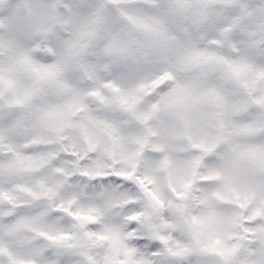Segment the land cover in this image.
I'll return each instance as SVG.
<instances>
[{
	"label": "snow or ice",
	"instance_id": "6c2138e0",
	"mask_svg": "<svg viewBox=\"0 0 264 264\" xmlns=\"http://www.w3.org/2000/svg\"><path fill=\"white\" fill-rule=\"evenodd\" d=\"M198 2L197 14L189 11L192 0H0V264H264V50L245 35L249 0H223L232 12L238 4L239 14L219 38L210 29V46H200L206 33L193 29L207 19L211 0ZM224 44L228 55L216 47ZM86 98L107 113L92 112ZM194 111L195 138L188 130ZM118 113L147 127L126 153L132 170L77 171L138 186L150 211L122 221L118 206L138 197L103 186L77 185L61 195L76 180L62 167L54 169L63 174L56 187L21 181L54 163L60 150L49 145L68 154L63 141L82 134L95 149L100 141L89 138L86 121L118 142L119 124L109 118ZM175 118L198 154L179 186L169 172L175 199L165 201L156 176L136 174L135 166L149 134H175ZM153 119L158 129L146 123ZM169 163L165 152L154 166L167 170ZM165 206L174 212L160 217L162 231L151 217ZM60 214L66 226H38Z\"/></svg>",
	"mask_w": 264,
	"mask_h": 264
},
{
	"label": "clouds",
	"instance_id": "9594fccd",
	"mask_svg": "<svg viewBox=\"0 0 264 264\" xmlns=\"http://www.w3.org/2000/svg\"><path fill=\"white\" fill-rule=\"evenodd\" d=\"M249 6L251 11L249 15L243 18V23L247 27L245 33L246 38L255 41L254 48L264 50V0H249ZM201 5L198 0H192L189 11L191 13H199ZM236 11L232 12L229 7L223 3V0H211L208 5V17L204 23L196 26L193 31H204L206 36L200 42V46H210L207 43V32L212 29L214 34L219 38L220 29L225 24L230 23V16L239 14L238 4L235 5ZM3 9H0L2 11ZM223 48V54L228 55L231 53V48L224 44L222 46H216ZM220 69L210 74L211 82L219 83L217 77H219ZM106 95L111 93L105 90ZM90 105V110L97 115H105L107 113V107L102 104L96 103L92 98H86ZM82 114H77L76 119H80ZM109 118H115L119 124V131L116 135H119L120 139L118 142H114L112 137L108 135L107 131L103 128V125L95 124L91 121H86L88 136L90 139H99L95 149H88L87 143L82 134H77L74 137L66 138L63 141V145L68 148V154H65L61 144L49 145L48 148L51 150H60V154L54 158V163L50 162L47 165L42 166L40 169L35 170L31 174L21 177L22 182L31 184L33 187H38L35 184V178L44 179L45 182L53 187L57 186V180L63 179V174L56 172L55 167H62L68 171L76 173V180L71 183H66L60 188V194L65 195L70 190L77 187V185H83L88 190L99 191L100 186L105 189H110L114 194L124 193L126 196H136L138 199L131 200L127 204L118 206V212L120 219L125 221V217L133 212H143L145 210H151L146 205V197L141 192L139 187H133L132 185L125 186L123 181L115 179H107L100 177H81L78 174V169H88L89 171H100V172H111L117 169L132 170V163L126 158V153L134 152L139 145L133 140L134 135H144L147 132V127L144 123L129 119L126 114H114ZM189 131L193 137L199 135V123L200 115L194 111L189 116ZM151 125L154 129H158V121L153 119L146 122ZM184 121L175 118L170 123V129L175 133L174 135H166L161 137L160 135H148V143L143 146V150L140 153V158L137 160L135 166V173L143 175L146 171L154 174L157 178V187L161 196L165 201L169 198L175 199L168 187L169 172L174 181L179 186V183L188 175L190 169L186 166V162L190 161L193 156L198 153L192 149L186 136L180 134L184 130ZM164 142L165 147L163 150H156L151 147L153 143ZM111 146L112 151L108 152L105 149ZM157 152V155L148 159V153ZM165 152L168 154L170 163L167 170L164 168H156L154 161H159ZM206 170L205 161H201L199 171L203 172ZM21 198L26 196L25 193L19 194ZM55 199H60V196H56ZM79 203V202H78ZM39 204L43 206L48 205L47 199H42ZM78 206L74 204L73 207ZM195 210V209H194ZM174 210L165 206L159 209L151 217L154 223L160 225L162 231H167V227L161 223L160 217L168 219L173 218ZM63 214L60 216H52L50 219H41L38 222V226L42 227H58L66 226L63 224ZM71 223V221H69ZM139 223V220H138Z\"/></svg>",
	"mask_w": 264,
	"mask_h": 264
}]
</instances>
